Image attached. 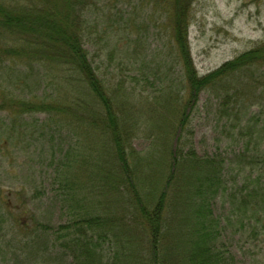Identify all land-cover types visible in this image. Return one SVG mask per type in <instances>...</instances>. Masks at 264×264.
<instances>
[{
    "label": "rangeland",
    "instance_id": "obj_1",
    "mask_svg": "<svg viewBox=\"0 0 264 264\" xmlns=\"http://www.w3.org/2000/svg\"><path fill=\"white\" fill-rule=\"evenodd\" d=\"M28 2L37 4L35 0H0V5L26 8ZM95 2L88 26L94 24L101 31L108 27L112 34L111 40L106 38L101 43L103 47L99 46L97 35L91 40L94 55H100L95 56V66L112 87L119 88L123 104L120 106L135 105L134 115L141 119L142 128L133 139V146L143 151L155 140V135L149 137V130L159 132L152 123L163 132L167 122L162 124L161 116L171 122L174 110L170 108L176 103L168 100L180 87L179 67L175 65L172 73L171 66L161 61L164 54L155 57L165 48L170 53L169 13L156 0ZM6 29H0V264H73L69 258L62 263L64 249L53 245L48 249L44 239L52 235L54 227L66 224L69 219L59 202L60 185L53 178H58L71 148L81 149L77 133L82 124L68 127L58 112L52 113L50 123L47 112L37 111L41 101L57 102L60 96H71L59 95L63 75L58 67L50 72L43 63L8 56L18 50L28 57L27 49L31 51L33 47ZM189 40L196 70L201 76L213 72L264 42V0H193ZM106 47L117 49L116 55L112 56L113 50L108 52ZM100 48L102 54L96 51ZM252 76L255 79L251 74H238L230 79L234 87L231 99L222 91L203 92L192 111L188 109L189 121L182 132L183 143L188 147L193 143L200 156L223 159L227 164L224 173L227 190L218 196L214 214L226 227L220 241L224 246L220 248L234 264H264V201L260 196L264 191L253 190L258 186L254 182L264 175V170L249 167L259 149L254 150L253 146L251 152L246 150L247 142H255L254 135L246 131L264 123V69ZM64 88L71 95L70 87ZM227 100L231 102L228 107ZM24 103H28L29 109ZM57 125L66 128L65 131L59 133ZM241 129L245 130L243 134ZM83 141L86 150L81 149L82 155L94 169L93 142L89 136L83 137ZM167 141L175 148V136ZM97 162L103 163V158L98 157ZM91 168L88 171L92 172ZM72 172V168L66 167L68 178ZM89 174L85 184L88 200L95 198L87 191L91 188ZM239 191L248 200L245 206L239 205V200L231 202ZM94 208H98V203ZM233 211L236 215H232Z\"/></svg>",
    "mask_w": 264,
    "mask_h": 264
},
{
    "label": "trees",
    "instance_id": "obj_2",
    "mask_svg": "<svg viewBox=\"0 0 264 264\" xmlns=\"http://www.w3.org/2000/svg\"><path fill=\"white\" fill-rule=\"evenodd\" d=\"M35 1L37 4L28 2L26 8L0 5V29L15 32L33 47L31 51L27 49L28 57L18 50L8 56L43 63L50 72L59 68L63 75L59 95L66 93L71 97L60 96L57 102L41 101L37 111L47 112L50 123L52 113L58 112L66 120V126L82 124L77 133L81 137L80 148L86 150L83 137L89 136L95 162L98 157L103 158V163L94 162L93 169L81 149L71 148L62 164L64 168L58 173L59 179L53 178L60 185L59 202L69 219L66 224L54 227L52 235H46L47 248L50 245L63 248L61 262L69 258L73 264H234L220 248L224 246L220 241L226 227L214 214L218 196L227 190L224 180L227 164L223 159L200 156L193 143L189 147L183 143L182 132L189 121L188 109L192 111L203 92L222 91L231 99L234 87L230 79L238 74H251L255 79L252 73L264 69V42L201 76L195 68L189 40L193 0H156L169 13L167 20L172 34L169 48L173 51L170 49L168 53L165 48L155 57L164 54L161 61L171 66L172 73L175 65L179 67L180 87L168 100L176 103L170 108L174 110L171 122L161 116L162 124L167 123L160 132L159 126L150 121L160 133L154 128L149 130V137L155 135V140L149 148L139 151L133 146V139L142 128L141 119L134 115L135 105L120 106L123 104L119 88L112 87L95 66V56L100 55H94L91 40L97 35L99 46L103 47L101 43L112 37L108 27L101 31L94 24L88 26L96 8L95 0ZM96 51L102 54L103 48ZM116 52L114 49L111 55ZM64 85L70 87L71 95ZM230 103L227 100L226 106ZM27 104L24 106L29 109ZM57 127L59 133L66 129ZM241 130L243 134L245 130ZM246 132L255 137L254 143L247 142L246 150L251 152L253 146L254 150L259 149L249 167L264 170V123L253 125ZM174 136L175 148L167 141ZM66 167L73 169L69 178ZM88 173L91 188L87 191L95 197L89 200L85 192ZM263 176L254 182L258 186L253 190L264 191ZM260 196L264 201V193ZM237 200L239 205L248 203L242 191L233 195L231 202ZM96 203L98 208H94ZM232 215H236L234 211Z\"/></svg>",
    "mask_w": 264,
    "mask_h": 264
}]
</instances>
